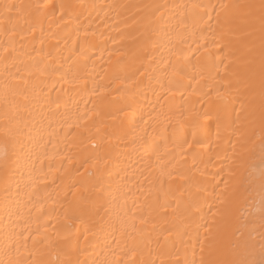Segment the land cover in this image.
Segmentation results:
<instances>
[{
  "label": "bare ground",
  "instance_id": "6f19581e",
  "mask_svg": "<svg viewBox=\"0 0 264 264\" xmlns=\"http://www.w3.org/2000/svg\"><path fill=\"white\" fill-rule=\"evenodd\" d=\"M262 170L264 0H0V264H264Z\"/></svg>",
  "mask_w": 264,
  "mask_h": 264
},
{
  "label": "snow or ice",
  "instance_id": "6c2138e0",
  "mask_svg": "<svg viewBox=\"0 0 264 264\" xmlns=\"http://www.w3.org/2000/svg\"><path fill=\"white\" fill-rule=\"evenodd\" d=\"M189 7L192 10L203 9V12L194 11L193 14L197 15L201 21H204L205 17H208V19L212 18L210 13H209V8H211L212 11H215L217 6H215V5L192 4ZM220 7H228V6L221 5ZM61 15H63V14L61 13ZM204 47H206V45H204ZM188 51H199V48H196L195 50H193L191 45H189ZM181 54L183 55L184 53L182 52ZM185 58H187V57H185ZM168 67H171V65H168ZM194 70H195V67H193V71ZM192 79H195V75H192ZM169 83L171 84L173 82H169ZM175 83H176V85H180L182 82L181 81H176ZM162 87H163V85H162ZM217 96L219 97V100L222 102L223 101V96H224L223 92L217 91ZM52 103L56 104L57 108H59V104H60L59 99H57L56 101H52ZM132 143L135 144L136 141L133 140ZM161 174L162 175L164 174L163 171H162ZM168 175H171V173H168ZM262 175H264V170H262ZM124 195H127V193H125ZM109 206H111V201H109ZM120 207H121V210H122L124 207H126V205H123V206H120ZM193 207L198 209L199 205L195 204V205H193ZM116 218L119 220V222L122 225H128L127 213H125L123 216H121L120 214H117ZM132 226L134 227V225H132Z\"/></svg>",
  "mask_w": 264,
  "mask_h": 264
}]
</instances>
